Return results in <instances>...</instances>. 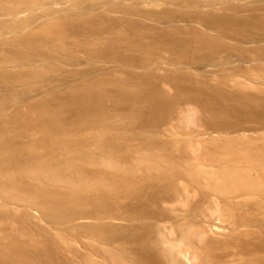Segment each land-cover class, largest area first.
<instances>
[{"label":"bare ground","instance_id":"6f19581e","mask_svg":"<svg viewBox=\"0 0 264 264\" xmlns=\"http://www.w3.org/2000/svg\"><path fill=\"white\" fill-rule=\"evenodd\" d=\"M122 1L42 0L22 8V1L0 3V17H18L40 4L43 10L40 17L14 23L0 40V81L9 85L11 93L22 89L15 94L17 99H28L24 108L35 112L27 124L47 129L43 122L61 121L60 115L52 117L55 98L44 92L48 83L22 86L39 75L43 65L54 63L57 56L47 46L58 41L70 56L81 52L104 61L77 63L72 69L56 66L76 78L68 86L72 94L64 105L72 111L70 125L76 132L92 128L98 115L110 114L101 104L107 102L111 110L130 115L132 105L140 102L141 120L153 115L168 121L154 122L152 136L146 137L147 129L141 128L145 135L133 138L147 144L153 160L141 155L142 159L131 161L130 154L120 152L127 167L138 165L141 170L136 166L133 171L112 173L102 190L118 184L132 188L136 183L145 189L129 193L130 202L115 204L106 197L103 206L91 193H80L76 184L62 179L56 159L63 153L57 151L56 142L35 134L49 155L44 158L30 148L26 136L0 122V264H190L192 257L202 260L221 242L222 220L246 208L252 197L264 195V50L253 49L250 56L243 45L264 39V4L180 0L173 5H193L196 10L192 18L183 12L177 19L166 0H143L135 7ZM200 5L205 8L199 9ZM228 41L238 42L241 63L226 65L229 60L221 54L218 67L213 68L216 54L230 55ZM3 43L15 45L14 52L6 53ZM83 43L89 46L83 48ZM161 48L166 54H161ZM64 62L75 64L70 58ZM114 75L134 79L140 94L129 95V86L113 85ZM105 83L111 86L106 88ZM91 110H97V115ZM187 115L196 119L197 133L184 135L180 129ZM92 140L83 137L78 145L91 148ZM68 143L64 140L65 146ZM92 148L100 149L97 144ZM73 150L74 155L83 152ZM51 153L54 159H49ZM23 162L32 164V170H24ZM87 163L98 166L94 160L84 166ZM186 170L196 175L193 186L177 181ZM187 191L203 200L189 203L191 209L183 213L160 210L169 197L187 199ZM118 205L121 211H114ZM155 210L158 218L151 221ZM243 223L229 226L233 235L264 236V225L243 232L237 228ZM146 228L153 229L151 240ZM240 242L236 264H264L256 243L248 256Z\"/></svg>","mask_w":264,"mask_h":264},{"label":"rangeland","instance_id":"374dc122","mask_svg":"<svg viewBox=\"0 0 264 264\" xmlns=\"http://www.w3.org/2000/svg\"><path fill=\"white\" fill-rule=\"evenodd\" d=\"M14 1H22L21 2V8L25 4H32L41 2L42 0H0V3H3L4 6L14 4ZM84 2H90V1H97L100 4L103 2L113 3L112 0H79ZM169 3L170 11L174 15L175 18L179 19V16L182 15L183 12L190 15L192 18L193 14L195 13V8L193 5L192 7H185V6H178L173 5V3L179 2L180 0H166ZM238 3H246L247 5H254L256 4H264V0H235ZM123 3L129 5V6H136V4H142L143 0H123ZM253 2V4H252ZM37 6V5H36ZM39 6V8H38ZM37 8L35 7L34 10L28 11L27 13H22L18 17H0V40L5 39L7 35V30L11 29L10 27L16 23L17 21H27L31 18L40 17L42 14V11L40 9V5H38ZM54 6V5H53ZM42 7V6H41ZM202 7V8H201ZM203 5L199 6V9H203ZM40 9V10H39ZM60 9V8H58ZM162 9V8H160ZM178 23H186L188 21H176ZM238 42H236L235 45H232V41H228V44L232 46L230 49V55H226L224 52L220 54H216V61L211 62L213 65V68L218 67L217 63L220 55L226 56L229 60V63L226 65L231 64H238L239 62L238 53L239 49L236 47ZM246 52H249L250 56L253 49H261L264 50V39L262 38L259 40H254L250 43L243 44ZM89 46V43H83L82 47L87 48ZM3 47L5 49L6 53H13L16 46L10 43H3ZM47 49L50 50L55 56H57V59L54 61V63H48L46 65H43V69H39L40 74L32 77L29 81L24 83L22 86L25 87H32L35 85L44 86V83H48L49 85L46 86L48 89L44 92L51 93L49 97L55 98V102L53 103L54 112L52 117H58L61 116V121L58 122L57 120H47L43 122L46 123L47 129L44 128H33L27 122L29 121V118H33L32 116L35 115V112L31 110H27L24 107H26L28 103V99L26 100H18L17 96L15 94H20L22 92V89H19L17 92H10V89L8 88L9 85L4 84L0 81V122L6 123L10 129L17 135L23 134L26 136L24 138L25 141L31 142L30 148L38 153H42L44 158H47L49 155L47 151L42 147V145L39 143L36 139V135L39 137L42 135H45L49 141L53 140L56 142L57 145H59L60 149L57 151H60V153H63L60 157L56 159L57 163L60 165V168L62 169V179H67L76 184L79 189L80 193H91L94 197L98 198V202L101 206L104 204V198L107 197L108 200L114 202L115 204H119L121 201L125 200L126 202H130V199L127 198L128 194L133 191L143 190L145 189L140 183L139 184H133L132 188L127 187L124 184H118L114 189L104 191L102 189H105L107 186L104 184L106 182H110L112 180L111 174H115L116 172L125 173L127 169H130V171H133L136 166L134 167H127L126 166V159H124L123 154L120 153L122 151L127 152L130 154L131 161L140 160L142 159L143 155L145 157L146 161H152L153 155L150 154L147 150V144L141 143L137 139L140 135H145L143 132H140L141 128L147 129L146 130V137L152 136L153 130L156 131L155 126H153V123H160L165 124L168 121H163L162 119L157 120L158 117L156 116H150L147 121L141 120L140 117V102H136L132 105L133 107V114H128L127 111L124 110H111L110 106L111 104L109 102L107 103H101L103 107L110 113H104L100 114L97 117L106 119V122H102L99 119H95L93 127L88 128L87 130L76 132L74 130V126L70 125V121L72 120L70 118V114L72 111L69 109H66L64 105L65 100L70 97L72 94L71 90L68 88L69 85H71L73 82L76 81V78L73 76L66 75L64 72H59L57 69V65L65 66L67 68H76L77 63L80 65H88L94 62L95 64H102L104 61H101L100 59H91L88 57H85L81 52L74 53L72 56L67 54L62 50V47L60 46V42H56L53 45L47 46ZM161 54L164 55V49L161 48ZM204 53H202L203 55ZM70 58L75 64L74 65H66L65 59ZM225 59V58H223ZM41 60L37 61V64H40ZM245 63V62H244ZM214 64L216 67H214ZM208 64L204 65V68H207ZM1 72V70H0ZM2 73V72H1ZM5 77L6 75H3ZM218 77V76H216ZM220 78V77H218ZM1 79V74H0ZM221 79V78H220ZM113 85H121L124 84L126 86H129V95H137L138 88L135 86L134 79L129 77H122L120 75H114L113 76ZM106 88H109L111 84L105 83L104 85ZM22 88V87H21ZM43 94V93H42ZM44 98V97H43ZM149 98V96H148ZM130 104L129 101H127L126 105ZM180 106L187 104L191 106V104L185 103V102H178ZM86 111V110H85ZM88 112V111H87ZM97 110H91L89 113L97 115ZM7 113H9V116L7 117ZM135 114V115H134ZM56 119V118H54ZM180 124L181 130L184 131V135L188 134L190 131H194L195 133L198 132L199 126L198 123H196V119L193 118L192 115H187L183 120H181ZM103 127H106L108 129H104ZM36 134V135H35ZM182 135V134H181ZM29 136V137H28ZM91 137L94 140L93 144L91 145V148L82 147L80 144L81 142L78 141V139H82L83 137ZM145 137V136H142ZM71 138L73 140L70 142ZM15 139V138H14ZM17 140V139H16ZM21 140V138H20ZM64 140H67L69 143L68 145H64ZM22 142H17L16 145H23ZM97 144L100 149L99 151L93 150V145L95 146ZM140 147V152H138L137 148ZM83 152H77L75 155L73 154L75 150ZM40 151V152H39ZM96 156V157H95ZM49 159H54L53 154L51 153ZM87 160H94L98 166H94L92 164H88V166H84V162L86 163ZM15 163V162H11ZM9 163V166L10 164ZM16 164V163H15ZM22 165V164H21ZM141 170V166H138ZM22 168L24 170L30 169L32 170V164H28L26 162H23ZM162 171H167V169H162ZM192 171H199V169H195ZM171 180V179H170ZM63 183H66V180H62ZM177 181L184 185V186H193L197 179L196 175L193 173H190L189 170H186V172H181L177 175ZM158 187V186H157ZM187 190V189H186ZM159 192V191H155ZM189 197L187 199L172 196L167 199L166 202V208L160 207V210L164 213H168L169 210L176 209L180 211L181 213L185 212L186 209L190 210L191 206L189 203H196L201 202L203 198L199 195L193 194L192 191H187ZM121 196V194H123ZM241 198V197H240ZM250 203V204H249ZM253 203V204H252ZM255 203H257L260 206H256ZM250 210V211H249ZM114 211H121V206L118 205L114 208ZM249 211V212H248ZM156 214V210L150 214L151 217L149 218L151 221L158 218L157 216H154ZM246 217L248 221H245V223L242 222L243 217ZM256 221V222H255ZM172 222V221H170ZM260 222V223H259ZM243 223V225H238L237 228H239L241 231H255L259 230V228L264 225V195L260 194L256 197H252L251 200H249L247 207H243V209H239V211L235 214L234 217L222 220L220 222L221 226L224 228V231L220 232L219 238L221 242L215 246L211 251L210 254H206L205 257L200 260L199 257H192L190 260V264H236L238 261V243L240 242V246L242 247V252H246L248 256L252 253V245L257 244L258 250L260 254L264 256V236H252L251 234H247L245 236H238L233 235L231 232V228L229 226H232L233 224H240ZM259 224V225H258ZM169 225H171L169 223ZM145 233L147 235V238L151 240V237L153 236V229L146 228ZM165 234V237L167 239V231L163 232ZM114 237V236H112ZM116 238V237H114ZM120 239L126 240V238L121 237ZM238 240V241H237ZM112 241V240H109ZM115 242V241H114ZM117 243V242H115ZM180 245H183L184 243L182 241H178ZM237 243V244H235ZM201 244V242H200ZM247 244V245H245ZM177 246V245H176ZM245 246V247H243ZM247 248V249H246Z\"/></svg>","mask_w":264,"mask_h":264}]
</instances>
